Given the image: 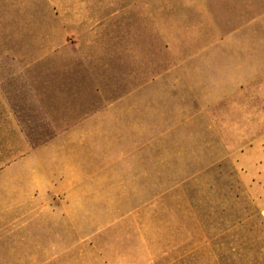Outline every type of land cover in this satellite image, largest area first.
Here are the masks:
<instances>
[{"label": "rangeland", "instance_id": "374dc122", "mask_svg": "<svg viewBox=\"0 0 264 264\" xmlns=\"http://www.w3.org/2000/svg\"><path fill=\"white\" fill-rule=\"evenodd\" d=\"M48 1L13 0L4 7L0 30L24 31V37L0 41H8L4 45L17 55L24 51V61L40 60L43 49L58 40L77 41L82 49L76 60L91 64L94 75L92 93L81 97L93 99L94 108L106 104L114 116L108 125L117 130L94 135L103 145H93L92 157L119 163L126 180L100 207L67 220L24 213L18 204L22 190L0 177V264H264L258 192L245 183L241 165L249 144L264 135V94L254 96L246 86L264 74V0L227 5L206 0L199 6L173 0V6L155 7L156 20L154 6L145 2L140 11L148 19L138 22L144 35L126 38L123 50L98 55L84 52L82 38L37 36L59 24L54 14L64 7ZM79 8L80 15L86 7ZM98 8L110 16L118 7ZM212 45L231 47L232 53L218 55L214 67L201 64L203 94L182 92L181 57ZM60 60L67 62L68 54L61 53ZM195 68L189 84L196 83ZM213 83L216 90L248 92L245 98L214 95ZM67 97L62 94L61 124L77 119ZM237 97L246 100L234 101ZM32 99L13 104L30 143L38 146L55 133L52 119ZM240 111L247 116H233Z\"/></svg>", "mask_w": 264, "mask_h": 264}, {"label": "crops", "instance_id": "0c3cea01", "mask_svg": "<svg viewBox=\"0 0 264 264\" xmlns=\"http://www.w3.org/2000/svg\"><path fill=\"white\" fill-rule=\"evenodd\" d=\"M210 1L213 5H227L232 1L246 3L247 0ZM145 2L154 8L174 4L173 0H132V3L128 0H116L115 3H109L108 0H49L48 5L64 7L58 8V14H54V19L58 18L59 24L52 30L38 31L37 36L53 39L82 38L85 39L84 52H92L95 55L114 48L123 50L126 38L134 39L144 35L138 22L148 19L147 15L141 14L140 11ZM205 2L206 0H191L186 3L180 0L181 5L199 6L205 5ZM12 3L13 0H0V13L3 10L6 12L4 7L11 6ZM20 4H24V0H21ZM26 4L44 3L26 1ZM110 4L118 7L116 14L109 16L103 13L104 8H98ZM82 6L86 8L84 13L79 15V7ZM135 6L139 9L135 10ZM152 13L151 17L156 20V8ZM129 22L133 24L129 26ZM13 37H24V31L0 30L1 39ZM53 42L55 43V40ZM0 43V177H4L8 183H13L12 189L22 190L23 195L18 204L24 206V213L50 214L53 219L60 215L68 220L71 214L87 212V207H100L101 199L108 197L109 192L118 187V183H124L126 177L124 170L119 169V163L92 157L93 145H103L96 142L94 135H106L117 130L114 125H108L109 118L114 116L106 104L94 108L93 99L81 97L87 92L92 93L94 76L91 64L76 60L82 47L77 45V41L61 45L58 40L51 48L43 49L44 56L40 60L24 61V51L17 55L11 46L4 45L8 41ZM128 46L136 47L132 42H128ZM169 48L173 53L172 40L169 42ZM231 50V47L221 45L202 46L196 48L192 57L182 56V92L191 90V93L203 94L204 83L199 81L201 64L208 61L214 67L220 62L218 55L230 54ZM61 53L68 54L67 62H61ZM206 53L212 54V57H205ZM194 68L197 71L196 83L189 84V74ZM211 72L214 76L215 71L211 69ZM246 86L253 92L252 95H263L264 74ZM212 87L214 95L243 94L245 98L244 94L248 92V89L216 90L214 83ZM205 92L211 93V90L205 89ZM62 94L68 95L66 99L63 98L64 101H68L70 105L72 103L71 111L77 112L74 114L76 120L65 121L63 124L59 120L62 117ZM29 97H33L32 100L38 103V107L46 111V116L52 119L55 133L50 140L38 146H32L30 143L24 122L20 120L19 111L13 104L24 102ZM241 99L237 97L234 101ZM217 100L220 99L216 98L215 101ZM227 100L231 101L232 98ZM115 106L114 104L113 107ZM233 116L245 117L247 114L240 111ZM249 145L252 146L244 152L241 160L243 178L251 190L258 192L256 197L260 203L259 214L264 224V135Z\"/></svg>", "mask_w": 264, "mask_h": 264}]
</instances>
